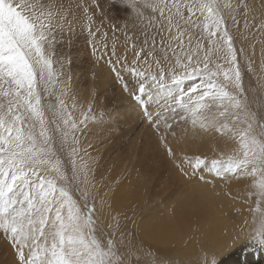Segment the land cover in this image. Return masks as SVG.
Wrapping results in <instances>:
<instances>
[{
	"label": "snow or ice",
	"instance_id": "obj_1",
	"mask_svg": "<svg viewBox=\"0 0 264 264\" xmlns=\"http://www.w3.org/2000/svg\"><path fill=\"white\" fill-rule=\"evenodd\" d=\"M80 40L178 175L228 196L242 246L264 249V0H0L3 264H220L224 255L205 245L182 261L157 253L128 227L135 209L115 210L122 179L92 149L120 131L111 127L120 116L98 109L95 87L76 88Z\"/></svg>",
	"mask_w": 264,
	"mask_h": 264
},
{
	"label": "bare ground",
	"instance_id": "obj_2",
	"mask_svg": "<svg viewBox=\"0 0 264 264\" xmlns=\"http://www.w3.org/2000/svg\"><path fill=\"white\" fill-rule=\"evenodd\" d=\"M256 53H257V56H259L258 55L259 51L256 50ZM90 58H91V55H90ZM99 70H101V69H99ZM104 74H105V76L107 75L106 73H104ZM105 76H104V78H105ZM109 80H113V78L109 79ZM101 82L103 83V80H101ZM105 82H107V81H105ZM105 84H104V87H105ZM102 86H103V84H102ZM80 87H79V89L82 90L83 87L82 88H80ZM87 93H88V90L84 93V95L86 96ZM100 99L97 100L98 101L97 102L98 108L100 106H102V105H100L102 103V102L100 103ZM102 101H104V100H102ZM131 103H133V102H131ZM103 104H104V102H103ZM126 104H127L126 108H124L125 104L122 106L123 110L126 109V111H128L127 113H125L126 111L124 110V114H126V117L124 118V115L123 114H121V115H123V118L125 119V121L128 122L126 120V118L128 119L129 116H127V115L131 113L130 117L131 118L133 117L132 119L135 120V118H137L136 115H132L135 112L134 111L129 112V109H131V107H130V105H128V103H126ZM131 106H132V104H131ZM122 107H120V108H122ZM132 109L134 110V108H132ZM122 111H121V113H122ZM136 112H139V111L136 110ZM138 115H139V113H138ZM130 120L131 119L129 118V122H130ZM141 129H143V128H141ZM141 129H139V130H141ZM96 131L98 132V130L94 129L93 132L89 134V138H91L93 135L97 134ZM138 135H140V134L138 133ZM145 136H148V135H145ZM140 141H142V140H140ZM156 142H158V141H156ZM169 142L171 143V145L174 148L176 147L175 140L172 139V141H169ZM149 143H150V141H149ZM151 144H152V142H151ZM158 145H159V142H158ZM115 146H116V144H115ZM155 146L157 147V145H154V147H153L154 149L152 148L151 152L153 150L154 151L158 150L157 152H159V148H161L160 151L163 150V153L165 156L163 159L166 158L167 164L171 165L170 166L171 168L169 166H166V167L170 168L173 171V175L171 178L174 177L176 179L172 180L171 178H169V176H171L169 174L168 178H169V181L170 180L171 181L168 182L166 180V183L161 184L159 186L160 182H162V181H160L157 184L158 185L157 188L159 189V191H157V192L154 191V193L152 192L153 194H150V191H148L149 190L148 183L150 182L151 174H149V172H147L148 174L145 173L147 169L142 170V172L145 171L144 174L137 171V172H139L140 175L138 173H133L132 175L128 174L129 177L131 176L130 179H129V177H127L128 176L127 175L126 176L127 178L124 180V182L122 184H120L119 187L117 188L115 196L113 198V206H114L116 211H120V209L122 208V205H121L122 202L127 201V202L132 203L130 205H127L130 207L129 208V214L131 216H133V209H135V216L141 215V220L138 223V228L140 229V237L142 236L143 237V238L141 237L142 239H147V241L152 242L153 243L152 245H154V246H159V245L170 246L169 247L170 249H168V250L165 249V251L162 252L161 254H164L165 252H171V254L173 256H176V258L180 261L194 256L198 250L199 245L210 246L214 250H216L217 252L225 253L228 250L232 249L233 246L237 245L241 241H244L243 239H245V234H242L239 231V229L236 228V226H235L236 223L241 219V217L235 216L233 213L234 202L228 196H225L223 194H221L220 196H215L213 194V190L211 189L210 185H205L198 180L186 182L185 178H182L180 175H178L177 170L174 168L172 163L168 160L167 154H166L165 150L163 149V147L161 145H159L161 147L158 146V148L155 150V148H156ZM101 147H103V146H101ZM151 147L152 146H150V148ZM114 149H116V148H114ZM147 149L149 150L148 147H147ZM111 150H113V149L111 148ZM95 151L96 150H92L93 155H94V153L96 154ZM107 152H108V150H107ZM151 152L148 153L147 157L152 154ZM107 154H105V156L103 155V157H107L106 156ZM111 154H110V157H111ZM118 154H119V152H118ZM120 154H122V153H120ZM152 155L154 156V154H152ZM152 155L150 157H153ZM160 155H161V152H160ZM141 156H143L142 153H141ZM157 156L158 155H155V157H157ZM150 157H148V158L151 159ZM155 157H154V159H155ZM162 157H163V154L161 155V159H162ZM115 158H117V156ZM133 158H131V159H133ZM107 159H108V157H107ZM127 159H128V157H127ZM146 159H144V160H146ZM110 161L111 160L108 161V164ZM142 162H144V161H142ZM119 163L120 162H118L117 164L112 163V164H114V167H113L112 172L110 174V177L112 180H115L117 177V175L114 176L115 172L119 171V174H120L121 171H123V170L125 171V167H124L125 164L120 165ZM144 163H146V162H144ZM147 163H149V162H147ZM112 164H109V165H112ZM167 164H163V165H167ZM109 165L104 166V170H107ZM126 165H128V164H126ZM159 166H160V164H159ZM128 167H130V165ZM135 167L139 168L137 166H135ZM141 168H143V167H141ZM135 169H133V170H135ZM143 169H145V168H143ZM162 174H161V176H164ZM162 178L164 179V182H165V179H168V178H164V177H162ZM209 178H211V177H209ZM151 179L153 181V178H151ZM163 179H161V180H163ZM122 181H123V179H122ZM176 181H178L179 183L177 182L178 183L177 184ZM156 183H155V185H156ZM219 183H220L219 180H217L218 185H219ZM149 185H150V183H149ZM173 185H175V186L173 187ZM170 194H172V196ZM152 196H153L152 201L156 200L158 202V204H155L157 207L155 208V207L151 206V209L149 211H147L145 213H140L139 212L140 208H139V206H136L137 204L135 202H137L138 200L141 201L142 199H145V201H147ZM124 203L125 202H123V204ZM235 206L240 207L241 205L236 203ZM123 208H125V207H123ZM145 229L148 230L147 235L145 234V231H144ZM193 236L198 237L199 244L197 243L196 239H190ZM150 248H151V246H150ZM224 261H222V262H224ZM0 264H3V261L0 260Z\"/></svg>",
	"mask_w": 264,
	"mask_h": 264
},
{
	"label": "rangeland",
	"instance_id": "obj_3",
	"mask_svg": "<svg viewBox=\"0 0 264 264\" xmlns=\"http://www.w3.org/2000/svg\"><path fill=\"white\" fill-rule=\"evenodd\" d=\"M111 34V33H110ZM78 46H74L72 51H71V56L73 57V73H74V79L78 76V82L76 83V87L78 90H80L81 92H83V94L88 90H90L92 87H95L96 89V92H97V100H99L100 98V106L99 108L103 107L106 109H116L117 110V113L119 114L120 116V120H119V124L118 125H111V127L113 128H116L118 127L120 129L119 132H115L113 135H111L110 137L107 136V129H104L103 133L104 135L107 136V138L103 141V143H96L94 144V147L92 150H96V154L99 153L101 156H105V154H107L106 156L108 157H104L105 159H107V163H105L104 166H107L109 164H112V163H115L117 164L118 162H120L119 164L120 165H124L125 167V171H121L120 174H119V171L118 172H115L114 173V176H121V179H123L122 183L124 182V180L129 177V175H132L133 173H143L145 171L142 172V170H146L145 173L149 172V174H151V177H150V185L148 183V188L150 191V194H153L154 191H159V189L157 188L158 187V183L160 181V184H164L166 183V180L168 182L169 181V178L172 177L173 175V171L170 169L171 165L167 164V161H166V158L163 159L165 156H164V153H163V150L160 151L161 148H159V152H157L158 150H156L158 148L160 144V141H159V138L157 136V134L154 132V130L146 123V122H141V116H140V113L139 112H136V109H132L133 107L131 106V100L130 98H128L127 96H125L126 94H124L122 92V89L121 87L119 86V84H117L115 82V79H114V76L113 74L110 73L108 67L103 63V61L99 64V65H94V60L91 56L90 58V55H91V50L90 48H88L84 41L83 40H80L77 42ZM257 51H259V47L257 46L256 48ZM259 55V54H258ZM88 56V57H87ZM258 60H259V56H257V63H258ZM85 66V67H84ZM97 68V69H96ZM105 68V69H104ZM91 71H90V70ZM101 69V70H99ZM95 70L96 72V79L95 81H93L92 79V76H91V73L92 71ZM98 71V72H97ZM106 73L107 75L105 76ZM101 74V75H100ZM104 74V75H103ZM77 75V76H76ZM101 76V77H100ZM105 76V78H104ZM80 77V78H79ZM100 77V78H99ZM103 78V79H102ZM112 79L113 80H109V79ZM105 79V80H104ZM101 80H103V83L101 82ZM90 81V82H89ZM107 81V82H105ZM110 83H109V82ZM254 82V81H253ZM101 83V84H100ZM106 83V84H105ZM109 83V84H108ZM88 84V85H87ZM103 84V86H102ZM104 84H105V87H104ZM108 84V85H107ZM81 86V87H80ZM82 88L81 89H79ZM100 91V92H99ZM119 91V92H118ZM102 93V94H101ZM108 94V95H107ZM124 94V95H123ZM100 97V98H99ZM129 99V100H128ZM104 100V101H102ZM98 102V101H97ZM104 102V104H103ZM126 103H128V105H130L131 109H129V112L130 111H134L135 113L132 114V115H136L137 118H135V120H133L131 117H130V114H128L127 116H129V118L131 119L130 122H129V118L126 120L129 122H126L125 121V117H126V114H124V110L126 111V109L123 110V105L125 104L124 108H126ZM130 103V104H129ZM104 105V106H103ZM122 107V108H120ZM129 107V108H130ZM98 108V109H99ZM123 110V111H122ZM122 111V113H121ZM138 111V110H137ZM128 111H126L125 113H127ZM139 113V115H138ZM123 114L124 115V118H123ZM132 122V123H131ZM133 124V125H132ZM134 127V128H133ZM131 128V129H130ZM143 128V129H141ZM141 129V130H139ZM95 130H98L97 133H101V129H95ZM132 130V131H131ZM138 131V132H137ZM145 131V132H144ZM106 133V134H105ZM138 133L140 135H138ZM143 133V134H142ZM95 134V133H94ZM135 134V135H134ZM137 134V135H136ZM145 135H148V136H145ZM152 136V137H151ZM154 136V137H153ZM99 137V136H98ZM97 137V139H99ZM147 137V138H146ZM134 138V139H133ZM138 138V139H137ZM169 141H172V138L171 136L169 137ZM148 141H147V140ZM142 140V141H140ZM123 141V142H122ZM150 141V143H149ZM155 141V142H154ZM158 141L159 142V145H158ZM120 142V143H119ZM152 142V144H151ZM148 143V144H147ZM155 143V144H154ZM157 143V144H156ZM105 144V145H104ZM107 144V145H106ZM116 144V146H115ZM151 144V145H150ZM96 145V146H95ZM152 146L150 148V146ZM154 145H157V147L155 148L156 151H152L151 152V149L154 147ZM103 146V147H101ZM111 146V147H110ZM98 147V148H97ZM101 147V148H100ZM119 147V148H118ZM147 147L149 148V150L147 149ZM161 147V146H159ZM95 148V149H94ZM111 148L114 150H111ZM116 148V149H114ZM119 149V150H118ZM132 149V150H131ZM154 149V148H153ZM108 150V152H107ZM135 150V151H134ZM141 150V151H140ZM145 150V151H144ZM112 153H110V152ZM151 152L152 154H154L153 157H150L151 159H149L147 157L148 153ZM119 152V154H118ZM154 152V153H153ZM156 152V153H155ZM160 152H161V155L163 154V157L161 159V155H160ZM122 153V154H120ZM141 153L143 156H141ZM94 153V155H96ZM110 154H111V157H110ZM116 154V155H115ZM155 155H158L157 157H155ZM117 156V158H115ZM136 156V157H135ZM141 156V157H140ZM113 157V158H112ZM128 157V159H127ZM134 157V158H133ZM155 157V159H154ZM112 158V159H111ZM133 158V159H131ZM147 158V159H146ZM143 159V160H142ZM146 159V160H144ZM161 159V160H160ZM111 160L108 164V161ZM124 160V161H123ZM153 160V161H152ZM116 161V162H115ZM127 161V162H126ZM132 163H131V162ZM146 163H144V162ZM165 163H164V162ZM124 162V163H123ZM149 162V163H147ZM155 162V163H154ZM139 163V164H138ZM144 163V164H143ZM128 164V165H126ZM147 164V165H146ZM156 166H155V165ZM160 164V166H159ZM163 164H167V165H163ZM130 165V167H128ZM142 165V166H141ZM149 165V166H148ZM151 165V166H150ZM127 166V167H126ZM135 166L139 167V168H136ZM145 166V167H144ZM160 168H159V167ZM163 166V167H162ZM166 166H169L170 168L166 167ZM145 169H143V168ZM147 167V168H146ZM173 167V166H172ZM136 168V169H135ZM150 168V169H149ZM131 169V170H130ZM135 169V170H133ZM154 169V170H153ZM149 170V171H148ZM171 170V171H170ZM174 170V169H173ZM130 171V172H129ZM136 171V172H135ZM139 171V172H137ZM152 171V172H151ZM155 171V172H154ZM163 171V172H162ZM172 174H171V173ZM131 173V174H130ZM163 173V174H162ZM166 173V174H165ZM129 174V175H128ZM148 174V173H147ZM164 175V176H161ZM168 174V175H167ZM169 174L171 176H169ZM128 175V176H127ZM140 175V174H139ZM159 175V176H158ZM127 176V177H126ZM169 176V178H168ZM131 177V176H130ZM129 177V179H130ZM168 178V179H165V182H164V179L162 178ZM153 178V181L152 179ZM135 179V178H134ZM160 179V180H159ZM163 179V180H161ZM172 180L173 179H176V178H171ZM159 180V181H158ZM157 182V183H156ZM178 181H176L177 183ZM120 183V184H122ZM156 183V185H155ZM175 183V184H176ZM179 183V182H178ZM177 183V184H178ZM175 185H173L174 187ZM177 186V185H176ZM152 190V191H151ZM153 192V193H152ZM172 196V194H170ZM170 196V197H171ZM152 197H150L147 201H145V199H142L141 201L138 200L137 202H135L137 205L136 206H139L140 208V213H145L147 211H149L151 209V206L152 207H157L155 204H158V202L155 200V201H152ZM143 201V202H142ZM123 202H125L123 204ZM122 202V208L120 209L119 212H122V213H125L126 215L130 216L131 215L129 214V206L127 205H130L132 204L131 202H127V201H123ZM142 202V203H141ZM129 203V204H128ZM154 203V204H153ZM125 207V208H123ZM135 221H136V226L134 227L133 224H132V221L129 220L128 221V227L132 229L133 232H136L137 230V227H138V223L139 221L141 220V215H138V216H135L134 217ZM142 237V236H141ZM140 237V238H141ZM143 238V237H142ZM141 238V239H142ZM146 240V241H145ZM244 240V239H243ZM144 241V244L146 245V247H150L151 246V249H154L157 253H162L168 249H170L169 247L170 246H167V245H159V246H154L152 245L153 243L152 242H149L147 241V239H143ZM242 242L241 241L240 243H238L237 245L233 246L232 249L228 250L227 252L223 253L224 255L221 257L220 259V264H264V249H260V248H254V249H251V250H246L243 246H242ZM237 246V247H236ZM3 247V244L2 242H0V248ZM153 247V248H152ZM155 247V248H154ZM160 247V248H159ZM243 247V248H242ZM242 248V249H241ZM169 253V254H168ZM227 253V254H226ZM164 254L168 255V256H171V257H174L176 258V256H173L171 254V252H165ZM0 260L3 261L4 260V256H3V253L0 252ZM3 256V257H2ZM225 261H224V260ZM224 261V262H222ZM222 262V263H221Z\"/></svg>",
	"mask_w": 264,
	"mask_h": 264
}]
</instances>
